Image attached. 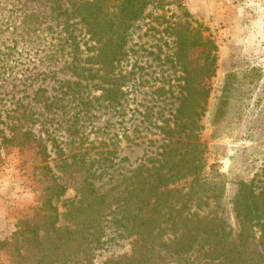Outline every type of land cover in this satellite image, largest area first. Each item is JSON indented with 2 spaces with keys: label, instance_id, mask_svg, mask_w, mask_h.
Segmentation results:
<instances>
[{
  "label": "rangeland",
  "instance_id": "374dc122",
  "mask_svg": "<svg viewBox=\"0 0 264 264\" xmlns=\"http://www.w3.org/2000/svg\"><path fill=\"white\" fill-rule=\"evenodd\" d=\"M47 10L48 5L39 0H0V243H8L0 248V264L16 263L19 240L14 234L23 220L30 222L46 212L44 189L55 182V176H63L62 182L68 185L56 201L60 225L70 206L79 200V204L92 201L65 174L75 173L77 168L73 158L65 156L88 152L99 158L100 152L115 150L110 157L114 156L116 168L124 173L158 150L162 136L155 125L170 118L178 105L182 72L174 61L175 31L187 23L208 27L205 35L217 45L215 74L206 79L211 93L200 136L207 147V180L216 182L207 188L220 197L205 212L221 213L238 234L233 200L239 183L264 168V0H155L131 29L128 55L121 63L128 76L123 104L114 108L95 102L88 114L80 116L77 114L84 107L75 106L78 101L72 98L61 100L56 114L32 99L39 86L48 88L50 95H63L49 77L40 76L33 82L35 73L52 68L59 78H70L59 69L69 58L68 49L60 51L57 59H47L53 44L59 42L56 23L45 14ZM82 27L77 26L78 34L87 40ZM201 51L191 52L192 67L200 71L205 67ZM22 105L38 119L32 129L38 134L40 130L47 146L44 153L12 129L22 123L26 129L32 123L20 117L22 111L16 112ZM56 144L65 149L64 158L59 157ZM105 182H109L108 175L98 178L99 192L113 185H103ZM105 240L101 247L57 264H107L109 259L131 252L130 239ZM205 262L195 252L186 258H166L162 264Z\"/></svg>",
  "mask_w": 264,
  "mask_h": 264
},
{
  "label": "trees",
  "instance_id": "16d2710c",
  "mask_svg": "<svg viewBox=\"0 0 264 264\" xmlns=\"http://www.w3.org/2000/svg\"><path fill=\"white\" fill-rule=\"evenodd\" d=\"M39 1L48 5L45 14L55 21L59 35L47 59H57L60 51L68 49L69 58L59 69L70 78H59L52 68L35 73L33 82L40 76L49 77L63 95H50L48 88L39 86L32 99L56 114L59 104L66 97L72 98L78 101L75 106L84 107L78 116L88 114L95 102L114 108L122 105L128 76L121 63L128 55L131 29L155 0ZM78 25L83 26L87 40L78 34ZM207 30L203 24L194 27L187 23L175 31L174 61L182 72L178 105L170 118L155 125L162 142L145 161L121 173L114 156L110 157L115 150L102 151L99 158L88 152L65 156V149L56 144L59 157L73 158L77 163L75 173L65 174L74 178L78 192L87 191L92 201L79 204V200L70 206L63 214L65 223L60 225L56 201L68 185L62 182L63 176H55V182L44 189L46 212L30 222L23 220L14 234L19 240L15 264L67 262L101 247L105 237L131 240V252L111 258L107 264H162L166 258H186L195 252L203 255L205 264H264V168L249 181L239 183L233 200L240 224L238 234L224 215L205 212V207L218 204L220 197L207 188L216 182L207 180V147L200 136L211 93L206 79L215 74L217 61V45L205 35ZM198 50L204 53L202 71L192 67L191 52ZM93 89L101 94L95 95ZM21 111L20 117L32 123L26 129L23 123L14 125L15 134L46 152L40 130L38 134L32 129L38 119L23 105L16 110ZM111 168L115 169L109 171ZM104 175L109 176V182L103 185H113L99 192L96 182ZM6 244L1 242L0 248Z\"/></svg>",
  "mask_w": 264,
  "mask_h": 264
}]
</instances>
